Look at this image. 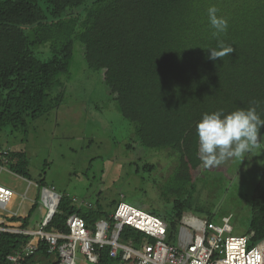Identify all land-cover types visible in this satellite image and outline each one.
Instances as JSON below:
<instances>
[{"label":"trees","instance_id":"trees-1","mask_svg":"<svg viewBox=\"0 0 264 264\" xmlns=\"http://www.w3.org/2000/svg\"><path fill=\"white\" fill-rule=\"evenodd\" d=\"M212 5L229 23L219 39L234 49L216 61L207 59L208 49L218 44L207 17ZM75 42L84 47L87 67L101 73L123 118L135 125L138 144L176 154L170 189L176 199L165 220L173 231L190 211L188 196L203 177L223 171L229 178L233 159L211 168L202 163L196 126L203 115L219 109L227 114L257 101L264 118V0H0V132L23 127L57 104L50 92L60 86L59 75L69 72ZM41 46L50 48L48 60L35 55ZM8 158L10 170L25 177L24 155ZM250 204L249 232L255 242L264 241V191L258 188ZM74 214L90 230L109 217L98 206L78 208L62 196L44 231L68 233ZM29 217L2 223H18L29 232ZM129 240L139 247L144 236L125 227L120 242ZM30 241L24 233H0V264H12L8 257ZM50 257L40 243L38 253L16 264H56ZM98 258L97 264L118 263L107 247L98 250Z\"/></svg>","mask_w":264,"mask_h":264},{"label":"rangeland","instance_id":"rangeland-1","mask_svg":"<svg viewBox=\"0 0 264 264\" xmlns=\"http://www.w3.org/2000/svg\"><path fill=\"white\" fill-rule=\"evenodd\" d=\"M34 53L42 60L51 56L48 46ZM58 81L60 86L50 92L51 100L57 102L54 107L34 120L27 119L23 127H5L0 132L2 152L22 153L27 163L25 177L0 169V184L14 192L11 203L3 205L6 211L22 218L30 215L28 230L39 229L46 216L43 188L38 185L43 182L45 188L68 199L98 206L107 216L121 202L166 220L176 199L170 191L176 154L138 144L135 125L123 118L101 73L87 67L80 42L74 44L69 72L59 75ZM231 162L229 178L223 171H213L195 185L188 196L190 211L184 216L217 226L230 217V235L247 236L250 201L258 188L264 191V152ZM31 205H35L33 211ZM180 225L168 229L167 243L178 244ZM76 257L78 264H91L78 248Z\"/></svg>","mask_w":264,"mask_h":264},{"label":"built area","instance_id":"built-area-1","mask_svg":"<svg viewBox=\"0 0 264 264\" xmlns=\"http://www.w3.org/2000/svg\"><path fill=\"white\" fill-rule=\"evenodd\" d=\"M8 155L0 150V161L4 162V157ZM0 169L4 170L1 166ZM49 190H42L46 216L39 229L21 231L20 225H3L0 222V233H24L33 237V241L21 253L8 257L12 264H16L21 256L28 257L38 253L40 243L46 246V253L54 258L56 264H78L77 248L91 264H97L98 250L106 247L109 249V256L118 260L117 264H264V241L255 242L254 233L247 236L230 235V217H224L222 226H217L192 215L183 216L177 245L166 242L169 227L165 220L126 203H119L113 215L97 221L93 230L88 229L83 219L74 214L67 220L68 233L45 232L44 228L51 221H46V218L50 212H56L62 198L54 190ZM46 192L54 194L55 198H47ZM12 197L13 193L0 184L2 208L11 203ZM72 200L78 208L94 207L83 200ZM12 216H17V213ZM125 227L144 236L139 247L132 240L126 244L120 242Z\"/></svg>","mask_w":264,"mask_h":264},{"label":"clouds","instance_id":"clouds-1","mask_svg":"<svg viewBox=\"0 0 264 264\" xmlns=\"http://www.w3.org/2000/svg\"><path fill=\"white\" fill-rule=\"evenodd\" d=\"M219 9L212 5L207 9V17L212 36L217 38L216 48H209L207 59L216 61L230 55L234 49L226 45L222 34L229 28L228 20L218 15ZM257 101H252L248 108H241L230 113L219 109L205 113L196 126L199 139V151L203 156L205 167H218L226 159L243 161L256 151L264 152V118L257 111Z\"/></svg>","mask_w":264,"mask_h":264},{"label":"crops","instance_id":"crops-1","mask_svg":"<svg viewBox=\"0 0 264 264\" xmlns=\"http://www.w3.org/2000/svg\"><path fill=\"white\" fill-rule=\"evenodd\" d=\"M0 150H3V149H0ZM4 159H5V161L4 162H2V161H0V164H1V167H3V169H6V168H8V169H10V162H9V158H8V156L7 157H4ZM1 160V159H0ZM11 171V170H10ZM12 172V171H11ZM14 173V172H13ZM15 174V173H14ZM16 175V174H15ZM19 176V175H18ZM3 186V185H2ZM5 187V186H4ZM7 188V187H6ZM7 189H9V188H7ZM43 189H48V188H45V187H43ZM10 190V189H9ZM12 193H13V196H14V192L12 191V190H10ZM42 194V193H41ZM59 194V193H58ZM12 199H13V197H12ZM33 207V205H31V208ZM13 214H15V213H12V212H8V211H6V209L5 208H2V205H0V218H2V219H4V218H11V217H13L12 215ZM25 216H23V218H24ZM3 222V220L1 221V223ZM11 223V222H10ZM14 224V223H13ZM18 224V223H17Z\"/></svg>","mask_w":264,"mask_h":264},{"label":"water","instance_id":"water-1","mask_svg":"<svg viewBox=\"0 0 264 264\" xmlns=\"http://www.w3.org/2000/svg\"><path fill=\"white\" fill-rule=\"evenodd\" d=\"M49 190V189H48ZM50 191V190H49ZM54 213H55V211L54 212H50L49 213V215H48V217L46 218V221L48 220V221H50L51 219H52V217L54 216Z\"/></svg>","mask_w":264,"mask_h":264},{"label":"bare ground","instance_id":"bare-ground-1","mask_svg":"<svg viewBox=\"0 0 264 264\" xmlns=\"http://www.w3.org/2000/svg\"><path fill=\"white\" fill-rule=\"evenodd\" d=\"M46 197L47 198H51V199H54L55 198V195L54 194H51L49 192H46ZM154 215V214H153ZM180 227V226H179Z\"/></svg>","mask_w":264,"mask_h":264}]
</instances>
